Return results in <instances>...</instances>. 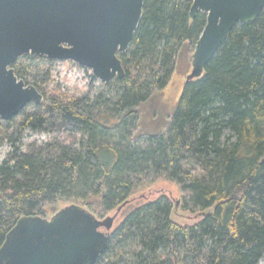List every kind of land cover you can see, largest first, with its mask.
I'll return each instance as SVG.
<instances>
[{
    "label": "trees",
    "instance_id": "obj_1",
    "mask_svg": "<svg viewBox=\"0 0 264 264\" xmlns=\"http://www.w3.org/2000/svg\"><path fill=\"white\" fill-rule=\"evenodd\" d=\"M193 3L145 0L134 39L119 55L125 78L101 83L95 96L51 87L60 64L82 68L73 62L27 54L13 64L44 100L0 121V149L11 147L0 162V248L23 217L47 218L49 208L69 203L102 219L165 180L179 189L182 209L200 219L175 223V206L161 195L124 215L96 264L264 259V9L253 24H238L204 75L185 84L166 123L143 124L146 107L160 101L206 27L207 15L191 19ZM50 130L66 138L22 150L25 132Z\"/></svg>",
    "mask_w": 264,
    "mask_h": 264
},
{
    "label": "water",
    "instance_id": "obj_2",
    "mask_svg": "<svg viewBox=\"0 0 264 264\" xmlns=\"http://www.w3.org/2000/svg\"><path fill=\"white\" fill-rule=\"evenodd\" d=\"M144 1L0 0V121H11L31 103L44 100L12 68L27 54L73 62L105 85L124 79L119 55L134 39ZM263 9L264 0H194L191 19L203 13L207 24L186 84L204 75L238 24H253ZM116 219L99 220L76 204L50 220L23 217L0 248V264H96L109 248Z\"/></svg>",
    "mask_w": 264,
    "mask_h": 264
},
{
    "label": "rangeland",
    "instance_id": "obj_3",
    "mask_svg": "<svg viewBox=\"0 0 264 264\" xmlns=\"http://www.w3.org/2000/svg\"><path fill=\"white\" fill-rule=\"evenodd\" d=\"M192 57L193 55H190L188 52L181 55L170 84L163 91L160 101L158 100L154 104H150L146 107V114L144 115L143 120V124L146 129L153 130L152 128L155 125L166 123L168 115H171L175 110L185 87L187 77L192 71ZM53 80L54 84H52L51 87L58 85L63 93L69 97H82L88 93H90L92 96H95L96 94L100 93L102 86L100 81L96 79V81L93 80V74L91 70L79 68L71 63L60 64L55 70ZM158 104V114L154 119L152 117V113L154 111L153 109H155ZM57 131L58 130H50V132L47 133L25 132L22 138V150L25 152L28 145L33 143L43 144L59 137L66 138L64 133ZM9 153H11V147L6 144L0 149V162H3L8 157ZM161 195L168 196L172 200L175 206L173 212V221L175 223L184 226L192 225L200 219V214H190L182 209L179 189L176 185L165 180L158 181L154 185L138 191L134 194V196L131 197L129 203L124 208L109 214L105 218L117 215V219L115 221L116 227L118 224H120L124 218V215H126L128 211L143 203L153 201ZM69 205L71 204L61 203L54 206L53 208H49V215L45 219L50 220L61 209ZM105 218L101 219L97 217L99 220H104ZM260 264H264V259L260 262Z\"/></svg>",
    "mask_w": 264,
    "mask_h": 264
}]
</instances>
